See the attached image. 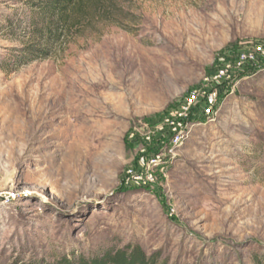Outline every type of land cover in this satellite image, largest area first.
<instances>
[{
  "label": "rangeland",
  "instance_id": "rangeland-1",
  "mask_svg": "<svg viewBox=\"0 0 264 264\" xmlns=\"http://www.w3.org/2000/svg\"><path fill=\"white\" fill-rule=\"evenodd\" d=\"M116 2L63 24L39 0H0V264L129 243L158 264H264V69L227 83L182 143L143 137L264 42V0Z\"/></svg>",
  "mask_w": 264,
  "mask_h": 264
},
{
  "label": "built area",
  "instance_id": "built-area-1",
  "mask_svg": "<svg viewBox=\"0 0 264 264\" xmlns=\"http://www.w3.org/2000/svg\"><path fill=\"white\" fill-rule=\"evenodd\" d=\"M260 69H264V42L256 41L242 46L233 59H222L200 85L190 89L179 104L170 107L155 129L143 134L144 140L146 143H151L153 137L163 134L165 139H170L173 146L182 143L189 134L191 122L196 117L201 114L214 115L216 113L219 109L220 93L227 83L233 82L240 75ZM142 151L145 152L146 148ZM155 161L154 157L150 160V162ZM129 174L137 185L154 180L151 169L140 174L131 170Z\"/></svg>",
  "mask_w": 264,
  "mask_h": 264
},
{
  "label": "trees",
  "instance_id": "trees-1",
  "mask_svg": "<svg viewBox=\"0 0 264 264\" xmlns=\"http://www.w3.org/2000/svg\"><path fill=\"white\" fill-rule=\"evenodd\" d=\"M87 3H95L96 11L100 14H104L107 11L106 8L111 9V7H118L116 0H39L36 7L45 11V13L52 15L55 21H61L63 24H66L70 21V13L77 8L80 11L83 9L85 10ZM58 31V27H50L47 29L46 35L51 40H58L61 36L57 33ZM40 52L47 53V51L35 48L34 50L27 52V55H25L27 57H24V61L18 60L15 62L20 65L25 64L28 56ZM27 264L49 263L42 261L40 263L29 262ZM55 264H158V257L154 254L147 255L139 244L129 243L122 248L105 251L90 259H87L84 256H78V258H76L75 256L69 257L65 255Z\"/></svg>",
  "mask_w": 264,
  "mask_h": 264
}]
</instances>
